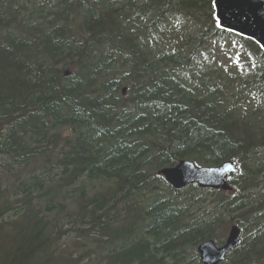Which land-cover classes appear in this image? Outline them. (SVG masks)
<instances>
[{
  "label": "trees",
  "instance_id": "obj_1",
  "mask_svg": "<svg viewBox=\"0 0 264 264\" xmlns=\"http://www.w3.org/2000/svg\"><path fill=\"white\" fill-rule=\"evenodd\" d=\"M213 16L0 0V264H201L232 224L222 264H264V52ZM181 160L234 161L233 191L173 189Z\"/></svg>",
  "mask_w": 264,
  "mask_h": 264
},
{
  "label": "water",
  "instance_id": "obj_2",
  "mask_svg": "<svg viewBox=\"0 0 264 264\" xmlns=\"http://www.w3.org/2000/svg\"><path fill=\"white\" fill-rule=\"evenodd\" d=\"M217 27L254 41L264 51V0H212ZM237 165L228 161L218 167H197L181 160L174 167L160 170L167 183L177 191L191 185L201 189L232 191L229 178L238 173ZM241 230L232 226L224 245L218 247L207 241L198 247L202 264H221L226 256L240 243Z\"/></svg>",
  "mask_w": 264,
  "mask_h": 264
},
{
  "label": "rangeland",
  "instance_id": "obj_3",
  "mask_svg": "<svg viewBox=\"0 0 264 264\" xmlns=\"http://www.w3.org/2000/svg\"><path fill=\"white\" fill-rule=\"evenodd\" d=\"M67 75H68V73H67ZM227 236H228V232L226 233L225 239L227 238Z\"/></svg>",
  "mask_w": 264,
  "mask_h": 264
},
{
  "label": "bare ground",
  "instance_id": "obj_4",
  "mask_svg": "<svg viewBox=\"0 0 264 264\" xmlns=\"http://www.w3.org/2000/svg\"><path fill=\"white\" fill-rule=\"evenodd\" d=\"M171 186V185H170ZM173 189H174V187L173 186H171ZM176 190V189H175Z\"/></svg>",
  "mask_w": 264,
  "mask_h": 264
}]
</instances>
